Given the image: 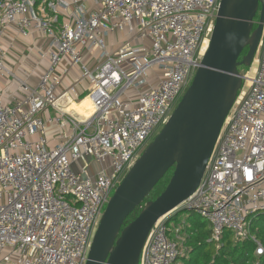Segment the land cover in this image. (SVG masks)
Masks as SVG:
<instances>
[{
    "label": "built area",
    "instance_id": "1",
    "mask_svg": "<svg viewBox=\"0 0 264 264\" xmlns=\"http://www.w3.org/2000/svg\"><path fill=\"white\" fill-rule=\"evenodd\" d=\"M218 7L219 0H0V76L19 94L5 99L0 90V264L86 263L112 192L200 65ZM32 33L47 40L28 48L41 69L34 85L4 64L15 39ZM245 69L198 186L153 224L139 264H175L184 254V225L172 220L181 210L210 223L217 246L228 231L252 241L253 256L264 254L251 232L264 214V20ZM79 84L82 98L73 97ZM64 96L88 97L90 115L68 111L58 102Z\"/></svg>",
    "mask_w": 264,
    "mask_h": 264
},
{
    "label": "water",
    "instance_id": "2",
    "mask_svg": "<svg viewBox=\"0 0 264 264\" xmlns=\"http://www.w3.org/2000/svg\"><path fill=\"white\" fill-rule=\"evenodd\" d=\"M263 20L264 0H219L200 65L166 123L114 189L85 264H139L153 224L195 191L241 86L239 67H249L255 56ZM246 47L247 52L239 60ZM172 166L165 189L124 224Z\"/></svg>",
    "mask_w": 264,
    "mask_h": 264
},
{
    "label": "trees",
    "instance_id": "3",
    "mask_svg": "<svg viewBox=\"0 0 264 264\" xmlns=\"http://www.w3.org/2000/svg\"><path fill=\"white\" fill-rule=\"evenodd\" d=\"M255 19H258V13ZM255 27L256 25L254 24L253 28ZM246 52L247 47L241 52L239 60ZM83 96V94L80 95L81 98ZM173 170L174 166L153 187L144 201L128 215L124 224L131 221L139 213L146 201L155 199L165 189ZM183 211L186 210L178 211L172 217V220L177 224L183 223L184 225L182 246L186 249L183 255L177 257L175 264H264V254L259 257L253 256L252 252L255 244L252 241H234L231 233L225 231L221 244L217 246L214 241L209 240L211 235L210 229H205L203 225L198 224L195 220L187 223L184 219H178L177 216ZM251 232L255 234L264 247V214H258L254 218Z\"/></svg>",
    "mask_w": 264,
    "mask_h": 264
},
{
    "label": "crops",
    "instance_id": "4",
    "mask_svg": "<svg viewBox=\"0 0 264 264\" xmlns=\"http://www.w3.org/2000/svg\"><path fill=\"white\" fill-rule=\"evenodd\" d=\"M116 37V36H115ZM108 42L113 44L114 41V36L113 37H108ZM47 42L46 39L40 38L37 33H32L28 35L27 37H17L13 43L14 48H9L8 53L6 55V58L4 59V64L5 66L14 71V73L25 79L30 85H34L35 82L37 81V75L40 72V68L37 70L36 65L38 59L36 58V51L33 49L32 51L30 50V53H28V48L32 43H35L36 45L45 46V43ZM7 46V44H6ZM35 54V56L33 55ZM91 57L88 58V62L90 63ZM43 67L45 66L46 62H42ZM34 71L33 74L30 76L27 75L28 72ZM78 75V71L75 69H72L68 76L63 80L64 86H68L70 83L74 81V77ZM83 86L85 85L84 81L81 83ZM81 84L76 85L75 87V93L73 94L74 96H77V94H82V87ZM0 90L3 93L5 99H11L13 96H17L19 94L14 93L15 91V83H11L8 81V79L5 76H0ZM58 102L63 106L66 107L72 111H75L77 113V109L79 106L85 105V100L84 98L74 102L68 99V97L64 96L58 100ZM89 107L87 108L84 107L81 109V111L84 114H89ZM47 113L52 114L53 110L49 109ZM44 117H46V113L43 114ZM52 132V131H51Z\"/></svg>",
    "mask_w": 264,
    "mask_h": 264
},
{
    "label": "rangeland",
    "instance_id": "5",
    "mask_svg": "<svg viewBox=\"0 0 264 264\" xmlns=\"http://www.w3.org/2000/svg\"><path fill=\"white\" fill-rule=\"evenodd\" d=\"M35 56V54H33ZM83 62L85 63V60H83ZM244 70H246L244 68V66H240L239 67V72H243ZM191 80V79H190ZM63 85V84H62ZM159 131V130H158ZM72 170L74 172H78V168L75 164H73L71 166ZM113 193V192H112ZM112 195V194H111ZM178 219H184L187 223H189L191 220H195L198 224L203 225V227L205 229H211V225L210 223H208L207 221H205L202 217H200L197 213H195L194 211H183L180 212V214L177 216ZM233 239V238H232Z\"/></svg>",
    "mask_w": 264,
    "mask_h": 264
},
{
    "label": "bare ground",
    "instance_id": "6",
    "mask_svg": "<svg viewBox=\"0 0 264 264\" xmlns=\"http://www.w3.org/2000/svg\"><path fill=\"white\" fill-rule=\"evenodd\" d=\"M206 46V42H204L203 43V48ZM84 100H85V105H83V106H79L78 107V109H77V113H79L80 115H83V116H85V117H87V116H89L90 115V113H91V111H92V107H91V102H90V100L88 99V97H86V98H84ZM87 106V108L89 107V111H90V113L89 114H84L82 111H81V109H83L84 107H86ZM66 108V107H65ZM68 111H72V110H70V109H68V108H66Z\"/></svg>",
    "mask_w": 264,
    "mask_h": 264
}]
</instances>
